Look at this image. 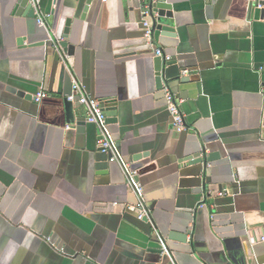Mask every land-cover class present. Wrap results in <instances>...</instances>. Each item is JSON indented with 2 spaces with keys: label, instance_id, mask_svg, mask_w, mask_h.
I'll use <instances>...</instances> for the list:
<instances>
[{
  "label": "crops",
  "instance_id": "0c3cea01",
  "mask_svg": "<svg viewBox=\"0 0 264 264\" xmlns=\"http://www.w3.org/2000/svg\"><path fill=\"white\" fill-rule=\"evenodd\" d=\"M19 2L0 0V264H264V7L167 0L154 41L145 0H39L45 27ZM69 82L111 115L119 163L95 161L85 106L68 119Z\"/></svg>",
  "mask_w": 264,
  "mask_h": 264
},
{
  "label": "water",
  "instance_id": "95a60500",
  "mask_svg": "<svg viewBox=\"0 0 264 264\" xmlns=\"http://www.w3.org/2000/svg\"><path fill=\"white\" fill-rule=\"evenodd\" d=\"M91 0H87V4L90 3ZM256 5V11L255 13H263L261 9H257V8H262L264 7V1H259V2H253ZM145 13H144V18H147L150 20V31H151V37L152 40L157 41L159 40L160 37H172V31L173 29L170 26V22L168 21L169 19H171V15L170 13H168L167 11H170L171 6L169 5V3H167V0H145ZM27 10V12L30 13H34V9L32 8V5L30 4V0H20L19 2V9L17 11V14L23 13V11ZM68 26H69V21H67L66 23V28L64 30V37L63 40L58 42L57 45H59V47H61V49L63 50V52L68 55V56H72L73 52H74V46L70 45L68 43ZM154 51L157 50V47L154 46L153 47ZM71 62V61H70ZM169 61H164L162 59V57H156L154 59V70H155V82H156V86L157 88H160L163 83H164V79H163V70L164 67L169 65ZM69 80V79H68ZM68 95L70 96L72 94V84L71 82H69L68 84ZM78 97H74V102H66L65 103V107H66V111H67V117L70 120V122H72V120H74V112H73V103L78 104L77 102ZM106 117L108 118V116H111L108 113H105ZM114 116V115H112ZM86 120L84 118H80L79 121L76 122L77 126H78V131H79V139L82 142L81 147H83V133H84V124H85ZM106 123H108V119H106ZM111 157V153L107 152V153H103L100 150V153L95 155V161L98 162L100 165V167L102 169H105V165L107 164L109 158ZM214 156H204V158L202 159L201 157L198 158L196 161L195 159H191L190 162H204V164H206L207 162H211L213 160ZM85 264H91L90 262H86Z\"/></svg>",
  "mask_w": 264,
  "mask_h": 264
},
{
  "label": "built area",
  "instance_id": "2783aa9c",
  "mask_svg": "<svg viewBox=\"0 0 264 264\" xmlns=\"http://www.w3.org/2000/svg\"><path fill=\"white\" fill-rule=\"evenodd\" d=\"M106 1V0H103ZM248 2H259L264 0H247ZM30 4L32 5V8L34 9L36 16H37V24L40 26L45 27V15H42L39 11L38 4L39 0H30ZM145 25V23H144ZM146 26V31L144 37L146 39H151V31L150 28ZM50 39H52V35L49 36ZM156 56L162 57L164 61H170L171 58L169 56H166L163 54L161 50H156ZM183 76L187 75V71H182L181 73ZM47 95L45 93H38L35 97L36 101H41V99L45 98ZM74 97H78L77 102L80 105H83L87 108V117L86 120L98 128L99 131V145L100 150L103 153L110 152L111 157L109 158V162H117L119 163V157L114 151V143L110 137V134L107 130V123H106V115L99 106L98 101L86 96L82 93L81 88L78 84H74L72 86V94L67 97V100L70 102H74ZM165 99L167 102V109L172 117L173 120V129L177 132H181L186 130V124L184 121V116L181 113L179 109V101L168 88H165ZM128 181L130 184L133 185L131 177L128 176ZM134 188L136 190V193L138 195V204L136 207L138 218L141 219L146 214L144 209V202L142 197V190L139 185H134Z\"/></svg>",
  "mask_w": 264,
  "mask_h": 264
}]
</instances>
